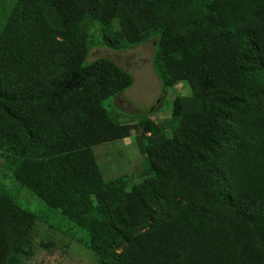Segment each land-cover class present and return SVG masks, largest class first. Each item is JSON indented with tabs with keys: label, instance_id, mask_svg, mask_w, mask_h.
<instances>
[{
	"label": "trees",
	"instance_id": "obj_1",
	"mask_svg": "<svg viewBox=\"0 0 264 264\" xmlns=\"http://www.w3.org/2000/svg\"><path fill=\"white\" fill-rule=\"evenodd\" d=\"M2 20L1 167L72 225L54 233L99 264H264V0H16ZM95 34L155 41L164 91L191 94L119 124L105 102L134 78L87 62ZM132 136L143 169L105 181L94 147ZM38 219L0 190V264L34 257Z\"/></svg>",
	"mask_w": 264,
	"mask_h": 264
},
{
	"label": "rangeland",
	"instance_id": "obj_2",
	"mask_svg": "<svg viewBox=\"0 0 264 264\" xmlns=\"http://www.w3.org/2000/svg\"><path fill=\"white\" fill-rule=\"evenodd\" d=\"M15 3L16 0H0V23L4 14H8ZM94 37L87 62L91 63L99 58L111 59L134 78L131 89L105 102L111 117L119 124H137L148 117L169 119L174 99L177 96L191 94V90L182 85L164 91L153 67L155 41L151 40L124 52H114L100 45L98 35L95 34ZM93 150L103 178L107 182L133 172L139 173L143 169L145 157L136 145V136L125 141L96 146ZM1 165L2 162L0 190L8 192L19 206L33 212L39 218L33 231L34 257L30 260L24 259L22 264H99L93 252L82 242L81 244L78 242L84 239L85 235L73 230L79 240L71 243L60 233H54L50 226L71 233L72 225L16 182L12 174ZM50 238L55 240L58 248L50 251L41 248L40 242Z\"/></svg>",
	"mask_w": 264,
	"mask_h": 264
}]
</instances>
